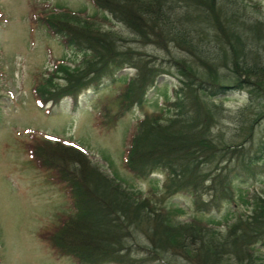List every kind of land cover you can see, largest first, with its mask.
<instances>
[{"label": "trees", "instance_id": "1", "mask_svg": "<svg viewBox=\"0 0 264 264\" xmlns=\"http://www.w3.org/2000/svg\"><path fill=\"white\" fill-rule=\"evenodd\" d=\"M85 1L123 25L132 42L163 55L132 48L81 12L34 9L38 25L84 55L73 67L57 63L35 83L38 105L76 103L103 78L133 69L113 98L115 112L102 105L101 124L163 89L158 110L134 126L124 162L136 176L161 172L165 179L158 196L143 194L110 179L81 149L33 139L25 144L31 163L51 171L72 208L41 239L77 264H264L256 250L264 244V190L250 187L264 179V20L253 14L260 6L251 0ZM165 76L175 84L160 80ZM228 89L245 92V104L229 109L219 98ZM177 194L189 197L197 213L230 203L234 220L225 232L197 217L179 220L181 211L164 205Z\"/></svg>", "mask_w": 264, "mask_h": 264}, {"label": "rangeland", "instance_id": "2", "mask_svg": "<svg viewBox=\"0 0 264 264\" xmlns=\"http://www.w3.org/2000/svg\"><path fill=\"white\" fill-rule=\"evenodd\" d=\"M251 1L260 6L253 14L264 20V0ZM46 5L81 12V16L95 20L97 26L128 40L132 48L150 56L163 55L132 42L133 36L123 25L85 0H0V264H77L69 257L56 255L40 237L58 225L60 218L72 208L63 185L52 181L51 171L41 170L31 163L25 144L33 139L77 147L110 179L143 194L153 190L158 196L165 179L161 172L136 176L124 162L134 126L145 113L158 110L164 99L163 89L151 90L141 108L125 112L112 124H101L102 105L110 104L109 109L115 112L113 98L128 81L125 75L134 74L133 69L116 75L114 80L103 78L97 88L83 92L76 103L64 99L51 109L49 103L44 107L38 105L33 92L35 83L57 63L73 67L84 56L66 48L34 20L33 10ZM160 80L168 84L176 82L170 76ZM170 92L168 87L169 95ZM219 98L233 110L246 102L245 92L233 89ZM261 136L264 138V128H261ZM263 180L248 184L252 182L251 188L262 191ZM164 205L169 210H180L179 220L197 217L218 225L222 232L233 222L236 212L234 206L227 203L217 210L197 213L192 200L182 194L167 198ZM256 250L264 258V244H258Z\"/></svg>", "mask_w": 264, "mask_h": 264}]
</instances>
